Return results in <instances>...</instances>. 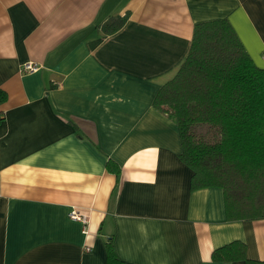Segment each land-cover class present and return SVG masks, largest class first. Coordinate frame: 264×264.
<instances>
[{
	"label": "crops",
	"instance_id": "obj_1",
	"mask_svg": "<svg viewBox=\"0 0 264 264\" xmlns=\"http://www.w3.org/2000/svg\"><path fill=\"white\" fill-rule=\"evenodd\" d=\"M220 18L264 68V0H0V264H106L109 237L133 264H245L211 258L234 240L264 261V219L229 221L222 188H190L152 104L194 24Z\"/></svg>",
	"mask_w": 264,
	"mask_h": 264
},
{
	"label": "trees",
	"instance_id": "obj_2",
	"mask_svg": "<svg viewBox=\"0 0 264 264\" xmlns=\"http://www.w3.org/2000/svg\"><path fill=\"white\" fill-rule=\"evenodd\" d=\"M128 13L101 24L120 29ZM0 89V103L6 99ZM153 106L178 126L180 160L192 170L190 188L223 189L226 219H264V68L258 67L226 18L194 24L188 53L176 74L157 91ZM109 171L120 167L108 159ZM213 261L243 260L246 245L234 240L213 250ZM106 264H133L106 241Z\"/></svg>",
	"mask_w": 264,
	"mask_h": 264
},
{
	"label": "built area",
	"instance_id": "obj_3",
	"mask_svg": "<svg viewBox=\"0 0 264 264\" xmlns=\"http://www.w3.org/2000/svg\"><path fill=\"white\" fill-rule=\"evenodd\" d=\"M39 69V64L33 61H27L21 65L20 70L23 73H33ZM70 218L75 219V220H80L83 223L87 222V217L84 214L79 213L76 210H73L69 214Z\"/></svg>",
	"mask_w": 264,
	"mask_h": 264
}]
</instances>
